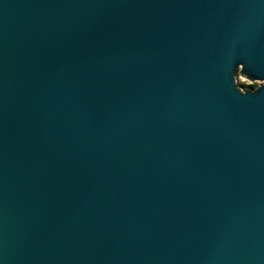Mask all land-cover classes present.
Here are the masks:
<instances>
[{"label": "water", "instance_id": "1", "mask_svg": "<svg viewBox=\"0 0 264 264\" xmlns=\"http://www.w3.org/2000/svg\"><path fill=\"white\" fill-rule=\"evenodd\" d=\"M0 264H264V0H0Z\"/></svg>", "mask_w": 264, "mask_h": 264}, {"label": "rangeland", "instance_id": "2", "mask_svg": "<svg viewBox=\"0 0 264 264\" xmlns=\"http://www.w3.org/2000/svg\"><path fill=\"white\" fill-rule=\"evenodd\" d=\"M235 80H236V84H239L240 82H243V83L252 82L249 79H247L245 76H243L242 74H237V73H236Z\"/></svg>", "mask_w": 264, "mask_h": 264}, {"label": "trees", "instance_id": "3", "mask_svg": "<svg viewBox=\"0 0 264 264\" xmlns=\"http://www.w3.org/2000/svg\"><path fill=\"white\" fill-rule=\"evenodd\" d=\"M256 84H257L256 81H252V82H248V83L240 82L238 85H240L242 87H254Z\"/></svg>", "mask_w": 264, "mask_h": 264}]
</instances>
